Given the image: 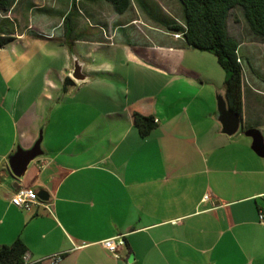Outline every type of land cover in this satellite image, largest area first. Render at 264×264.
Returning a JSON list of instances; mask_svg holds the SVG:
<instances>
[{
	"label": "crops",
	"instance_id": "1",
	"mask_svg": "<svg viewBox=\"0 0 264 264\" xmlns=\"http://www.w3.org/2000/svg\"><path fill=\"white\" fill-rule=\"evenodd\" d=\"M85 2L0 0V36L15 45L46 27L79 30L81 19L110 44L120 28L138 32V19L124 18L129 9L119 15L104 0ZM151 35L124 52L118 73L100 64L81 69L84 81L70 78L80 95L63 132L41 145L44 156L21 180L8 158L33 145L42 116L33 101L23 108L0 88V247L20 240L30 262L61 254L55 264H264V157L250 133L264 135V91L242 80L241 126L226 136L211 94L218 85L196 84L199 76L182 66L181 40L165 33L162 45ZM134 113L154 119L149 136L140 137ZM19 186L48 198L20 210L10 204ZM111 238L123 242L117 257L102 246Z\"/></svg>",
	"mask_w": 264,
	"mask_h": 264
},
{
	"label": "rangeland",
	"instance_id": "2",
	"mask_svg": "<svg viewBox=\"0 0 264 264\" xmlns=\"http://www.w3.org/2000/svg\"><path fill=\"white\" fill-rule=\"evenodd\" d=\"M90 1L86 0L85 4ZM134 17L138 19V22H135L138 32L145 37L152 34L153 41L166 45L167 39L161 35L166 33L174 38L175 33L169 32L165 25L168 22L178 24L181 10L176 0H141L139 4L132 3L124 18ZM81 20L83 27L79 30L70 31L67 27L68 31L63 34L61 29L51 30L46 27L30 41L9 44L0 49V88L7 85L10 88L8 99L19 98L23 108L33 101V110L42 116L39 122V129H43L42 147L46 146L48 141H56L61 136L64 129V113L74 102L73 99L80 95V83H77V87H68L66 93L61 91L62 81L65 77L71 78L75 62L82 68L100 64L109 66L110 69L115 68L110 72L116 74L118 65L127 64L124 52L142 48L141 45L147 40L136 32L134 27H127L116 31L110 44L111 37L103 32V38L90 20ZM227 29L231 36L245 46L240 47V53L238 52L243 65L242 80L253 83L264 91V43L249 38L239 9L230 12ZM182 52V66L199 76V81L193 79L199 87L208 89L210 84L218 85L217 88L211 89L215 104V90H219L221 85L223 90L225 80V73L217 64L216 58L210 53L186 46H183ZM149 79L152 80L153 77L150 76ZM182 81H186V78L178 80ZM261 98L263 101L264 97ZM6 105L8 107V103ZM2 113L0 108V116ZM262 139L264 141V135ZM2 145L3 135L0 132V151Z\"/></svg>",
	"mask_w": 264,
	"mask_h": 264
},
{
	"label": "trees",
	"instance_id": "3",
	"mask_svg": "<svg viewBox=\"0 0 264 264\" xmlns=\"http://www.w3.org/2000/svg\"><path fill=\"white\" fill-rule=\"evenodd\" d=\"M116 14H123L133 2L141 0H104ZM180 10L179 23L168 22L166 29L179 34L183 46L212 54L217 64L225 73L223 95L227 108L241 115L242 112V74L243 65L240 58V43L229 34L227 20L233 9L242 13L246 30L252 41L264 43V0H176ZM11 37L0 36V48L11 43ZM248 64V61H246ZM73 86L67 77L63 80L62 91ZM133 123L140 137L149 136L155 128L154 119L138 113L133 114ZM241 129H244L241 127ZM26 249L20 240L10 246L0 247V264H23L22 257Z\"/></svg>",
	"mask_w": 264,
	"mask_h": 264
},
{
	"label": "water",
	"instance_id": "4",
	"mask_svg": "<svg viewBox=\"0 0 264 264\" xmlns=\"http://www.w3.org/2000/svg\"><path fill=\"white\" fill-rule=\"evenodd\" d=\"M82 67L75 62L71 77L76 82H81L85 80V76L81 72ZM216 101V120L220 124V132L226 136H233L237 133L241 126V116L230 111L227 108L226 101L222 92H217L215 95ZM42 133L41 129L38 133V137L33 143V145L28 149H23L21 147H16L14 152L8 158V168L11 175L17 179L21 180L29 165L36 159L44 156L42 151ZM253 137L252 150L255 154L260 157H264V144L260 133L257 130H250ZM39 200L46 201L47 194L45 191L40 190L37 193Z\"/></svg>",
	"mask_w": 264,
	"mask_h": 264
},
{
	"label": "built area",
	"instance_id": "5",
	"mask_svg": "<svg viewBox=\"0 0 264 264\" xmlns=\"http://www.w3.org/2000/svg\"><path fill=\"white\" fill-rule=\"evenodd\" d=\"M175 39H181L179 34H174ZM237 62L241 64L240 58L237 59ZM205 199H208V196H205ZM41 201L37 196V192L29 187L19 186L17 187L10 198V204L20 210L29 212L34 206L39 204ZM47 210L49 206H45ZM259 220H262L263 214L260 212L258 215ZM123 245V242L116 240L115 238L107 239L102 242V246L113 256L117 257L118 246ZM61 259V254H55L53 256L43 258L41 260L30 262L29 255L25 252L22 257L23 264H55Z\"/></svg>",
	"mask_w": 264,
	"mask_h": 264
}]
</instances>
